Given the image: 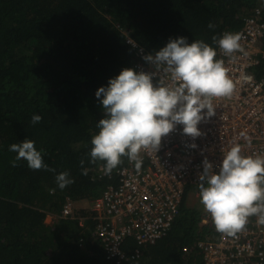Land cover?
Listing matches in <instances>:
<instances>
[{
  "label": "trees",
  "instance_id": "16d2710c",
  "mask_svg": "<svg viewBox=\"0 0 264 264\" xmlns=\"http://www.w3.org/2000/svg\"><path fill=\"white\" fill-rule=\"evenodd\" d=\"M255 8L264 20V0H0V264H117L89 201L115 184L127 157L107 175L103 161L89 163L91 136L105 115L95 90L121 68L136 69L140 57L126 38L148 53L176 36L217 51L213 35L240 29ZM252 73L264 78V57ZM33 114L42 119L32 123ZM25 137L43 150L48 169L13 163L9 145ZM64 171L72 183L60 189L55 176ZM189 193L199 200L197 185L187 186L165 237L121 244L128 261L138 248L135 264H200L194 243L217 231L201 223L208 213L200 204L186 205ZM66 197L74 214L63 218Z\"/></svg>",
  "mask_w": 264,
  "mask_h": 264
},
{
  "label": "clouds",
  "instance_id": "9594fccd",
  "mask_svg": "<svg viewBox=\"0 0 264 264\" xmlns=\"http://www.w3.org/2000/svg\"><path fill=\"white\" fill-rule=\"evenodd\" d=\"M208 26L213 27L211 23ZM240 40L239 32L230 31L212 37L226 56L243 52ZM142 59L154 71L121 68L94 92L105 115L98 119L97 131L91 136L89 163L103 161L106 175L125 156L139 171L141 151L157 152L161 138L177 125L182 134L195 141L202 135L198 125L216 113L213 100L230 97L234 91L224 61L216 58V48L203 40L189 42L185 36L169 37L162 47ZM160 71L170 75L171 84L157 79L154 82ZM41 119L38 114L31 116L32 123ZM241 135L251 142L245 133ZM34 143L26 137L11 143L9 150L16 153L13 163L23 158L29 168L48 169L43 150ZM189 147L195 148L196 144ZM197 180L199 201L216 231L234 236L244 230L252 216L258 224H264V153L245 154L241 144L233 143L222 153L219 164L207 158L202 161ZM55 181L60 189L72 183L67 171L56 174Z\"/></svg>",
  "mask_w": 264,
  "mask_h": 264
},
{
  "label": "built area",
  "instance_id": "2783aa9c",
  "mask_svg": "<svg viewBox=\"0 0 264 264\" xmlns=\"http://www.w3.org/2000/svg\"><path fill=\"white\" fill-rule=\"evenodd\" d=\"M230 32L241 34L243 52L226 56L218 47L216 58L224 61L233 79L234 91L230 97L213 100L215 115L198 125L202 135L193 141L177 125L161 138L157 152L141 151L143 163L139 171L127 158L126 164L115 171V184L89 201L90 215L97 222L96 231L117 264L128 261L120 248L127 238L141 247L168 234L186 187L198 183L197 176L205 158L214 165L219 164L222 153L233 143L241 144L245 154L264 153V78L257 79L252 73V68L264 57V20L260 9L255 8L243 19L240 29ZM126 43L137 48L140 61L136 70L154 71L142 59L148 52L129 38ZM156 79L159 83H172L170 75L163 71L158 72L154 82ZM193 142L196 147H189ZM64 201L61 217L66 218L74 214V205L69 197ZM51 218L47 214L46 221ZM209 222L207 214L201 223L208 225ZM193 247L200 255V264H264V224L250 217L244 230L234 236L217 231L215 236L200 239ZM139 254L137 248L131 261L124 264H135Z\"/></svg>",
  "mask_w": 264,
  "mask_h": 264
},
{
  "label": "rangeland",
  "instance_id": "374dc122",
  "mask_svg": "<svg viewBox=\"0 0 264 264\" xmlns=\"http://www.w3.org/2000/svg\"><path fill=\"white\" fill-rule=\"evenodd\" d=\"M195 203L200 204V210H201V211L204 210L203 205L200 203V201H199V200H196V199L194 198V196H193L192 193H189V195L187 196L186 205H193V204H195ZM80 206H81V207H86V203H85V202H80V203L78 204V208H79Z\"/></svg>",
  "mask_w": 264,
  "mask_h": 264
}]
</instances>
